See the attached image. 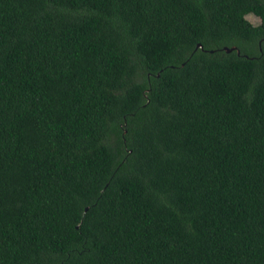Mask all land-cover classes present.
Segmentation results:
<instances>
[{
	"label": "trees",
	"instance_id": "obj_1",
	"mask_svg": "<svg viewBox=\"0 0 264 264\" xmlns=\"http://www.w3.org/2000/svg\"><path fill=\"white\" fill-rule=\"evenodd\" d=\"M0 264H264V0H0Z\"/></svg>",
	"mask_w": 264,
	"mask_h": 264
},
{
	"label": "rangeland",
	"instance_id": "obj_2",
	"mask_svg": "<svg viewBox=\"0 0 264 264\" xmlns=\"http://www.w3.org/2000/svg\"><path fill=\"white\" fill-rule=\"evenodd\" d=\"M246 18L253 24H258L260 22V17L252 12L246 13Z\"/></svg>",
	"mask_w": 264,
	"mask_h": 264
}]
</instances>
